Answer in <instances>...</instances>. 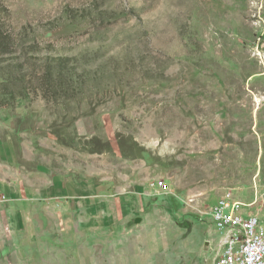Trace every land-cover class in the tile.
I'll return each mask as SVG.
<instances>
[{"label":"rangeland","instance_id":"obj_1","mask_svg":"<svg viewBox=\"0 0 264 264\" xmlns=\"http://www.w3.org/2000/svg\"><path fill=\"white\" fill-rule=\"evenodd\" d=\"M0 39V264H213L220 198L264 223V0H0Z\"/></svg>","mask_w":264,"mask_h":264},{"label":"built area","instance_id":"obj_2","mask_svg":"<svg viewBox=\"0 0 264 264\" xmlns=\"http://www.w3.org/2000/svg\"><path fill=\"white\" fill-rule=\"evenodd\" d=\"M168 191L166 183H159ZM219 234L213 264H264V225L260 218L231 197H222L210 210Z\"/></svg>","mask_w":264,"mask_h":264},{"label":"trees","instance_id":"obj_3","mask_svg":"<svg viewBox=\"0 0 264 264\" xmlns=\"http://www.w3.org/2000/svg\"><path fill=\"white\" fill-rule=\"evenodd\" d=\"M11 47V43L9 42H3L1 39H0V53L1 54H7L9 49Z\"/></svg>","mask_w":264,"mask_h":264},{"label":"crops","instance_id":"obj_4","mask_svg":"<svg viewBox=\"0 0 264 264\" xmlns=\"http://www.w3.org/2000/svg\"><path fill=\"white\" fill-rule=\"evenodd\" d=\"M261 220V222H262V219H260ZM262 224L264 225V223L262 222Z\"/></svg>","mask_w":264,"mask_h":264},{"label":"bare ground","instance_id":"obj_5","mask_svg":"<svg viewBox=\"0 0 264 264\" xmlns=\"http://www.w3.org/2000/svg\"><path fill=\"white\" fill-rule=\"evenodd\" d=\"M257 102H260V100H258ZM257 102H256V103H257Z\"/></svg>","mask_w":264,"mask_h":264}]
</instances>
